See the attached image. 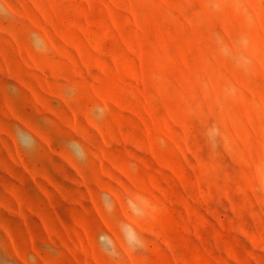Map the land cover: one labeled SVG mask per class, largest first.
Masks as SVG:
<instances>
[{
	"label": "rangeland",
	"instance_id": "1",
	"mask_svg": "<svg viewBox=\"0 0 264 264\" xmlns=\"http://www.w3.org/2000/svg\"><path fill=\"white\" fill-rule=\"evenodd\" d=\"M0 264H264V0H0Z\"/></svg>",
	"mask_w": 264,
	"mask_h": 264
},
{
	"label": "bare ground",
	"instance_id": "2",
	"mask_svg": "<svg viewBox=\"0 0 264 264\" xmlns=\"http://www.w3.org/2000/svg\"><path fill=\"white\" fill-rule=\"evenodd\" d=\"M64 98V97H63ZM65 100H66V98H65Z\"/></svg>",
	"mask_w": 264,
	"mask_h": 264
}]
</instances>
